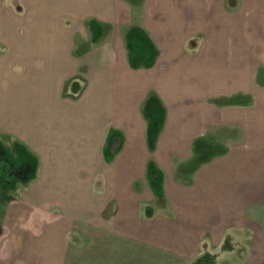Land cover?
I'll return each instance as SVG.
<instances>
[{
    "label": "crops",
    "instance_id": "crops-1",
    "mask_svg": "<svg viewBox=\"0 0 264 264\" xmlns=\"http://www.w3.org/2000/svg\"><path fill=\"white\" fill-rule=\"evenodd\" d=\"M0 145V264H264V0H0Z\"/></svg>",
    "mask_w": 264,
    "mask_h": 264
},
{
    "label": "trees",
    "instance_id": "trees-1",
    "mask_svg": "<svg viewBox=\"0 0 264 264\" xmlns=\"http://www.w3.org/2000/svg\"><path fill=\"white\" fill-rule=\"evenodd\" d=\"M157 116L159 119L160 116ZM158 119L156 124L159 125L160 121ZM157 130L158 127H154V129L149 128L148 142L151 146L155 141ZM5 151L0 145V188L2 190L8 188L14 189L18 182L26 186L27 183L35 178L36 161L28 158L25 151L19 147L15 148L13 153L4 154L6 153Z\"/></svg>",
    "mask_w": 264,
    "mask_h": 264
},
{
    "label": "rangeland",
    "instance_id": "rangeland-1",
    "mask_svg": "<svg viewBox=\"0 0 264 264\" xmlns=\"http://www.w3.org/2000/svg\"><path fill=\"white\" fill-rule=\"evenodd\" d=\"M237 5H227V11H229V12H233V11H235V7H236ZM110 30V28H107V31H105V35L108 33V31ZM84 46H87L88 47V42H81V43H79L78 44V46H77V49H79V50H81V49H85V47ZM135 52L138 54V55H140V56H145V55H147V53H148V47H147V43L146 42H144V41H142L141 43H139V45L137 46V47H135ZM134 50H132V51H134ZM148 50V51H147ZM152 58H153V55H152ZM79 88L77 87V88H72L69 92H71V93H75L76 92V90H78ZM155 98L152 96V97H150V99L148 100V103H150V102H152V100H154ZM237 99H238V97H237ZM156 122H157V120L153 123V125L151 126V128H153L154 129V127H158L159 125L158 124H156ZM25 187V184H21L20 182H18L16 185H15V188H16V190H22L23 188ZM10 194H14V193H12V192H9Z\"/></svg>",
    "mask_w": 264,
    "mask_h": 264
}]
</instances>
